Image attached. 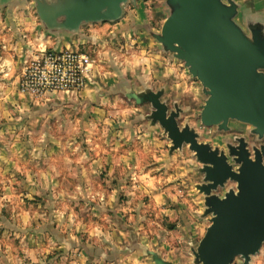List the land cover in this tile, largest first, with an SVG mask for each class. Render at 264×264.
<instances>
[{
  "label": "rangeland",
  "instance_id": "374dc122",
  "mask_svg": "<svg viewBox=\"0 0 264 264\" xmlns=\"http://www.w3.org/2000/svg\"><path fill=\"white\" fill-rule=\"evenodd\" d=\"M169 13L166 0H136L117 20L84 23L62 50L90 59L77 93L23 91L24 61L13 94L25 103L9 102L0 117V264H156L147 250L195 264L211 218L197 189L203 165L187 144L171 151L152 105L126 92L163 89L169 112L181 109L179 125L226 152L245 137L253 156L264 138L236 120L226 131L202 124V83L153 36ZM230 189L235 182L216 193ZM251 259L264 264V244Z\"/></svg>",
  "mask_w": 264,
  "mask_h": 264
},
{
  "label": "water",
  "instance_id": "95a60500",
  "mask_svg": "<svg viewBox=\"0 0 264 264\" xmlns=\"http://www.w3.org/2000/svg\"><path fill=\"white\" fill-rule=\"evenodd\" d=\"M136 0H35L40 20L50 32L77 33L84 23L114 21L123 5ZM170 13L161 33L153 34L164 51L184 61L192 76L203 85L208 98L201 111L207 127L228 130L231 120L253 127L264 138V25L247 23V32L235 18V0H166ZM164 90L127 91L137 104L149 103V118L171 140V151L184 144L203 165L204 183L197 189L204 195L205 215L210 226L193 249L195 264H232L241 257L249 264L264 244V144L240 150L228 145L227 152L199 142V134L188 124L181 127V109L168 110L161 100ZM241 140V139H240ZM230 159L238 164L234 165ZM228 181L236 183L224 196L216 192ZM156 264H175L158 252L146 251Z\"/></svg>",
  "mask_w": 264,
  "mask_h": 264
},
{
  "label": "crops",
  "instance_id": "0c3cea01",
  "mask_svg": "<svg viewBox=\"0 0 264 264\" xmlns=\"http://www.w3.org/2000/svg\"><path fill=\"white\" fill-rule=\"evenodd\" d=\"M239 25L258 22L264 25V0H235ZM244 27V26H242ZM40 20L35 0H0V117L8 116L9 102L22 103L15 92V82L24 68V61L46 48H73L70 32H50ZM75 45V44H74ZM19 75V77H18ZM85 91V90H84ZM84 93V92H83ZM85 94V93H84ZM6 114V115H5ZM122 156L120 159H123ZM8 163V158H6Z\"/></svg>",
  "mask_w": 264,
  "mask_h": 264
},
{
  "label": "built area",
  "instance_id": "2783aa9c",
  "mask_svg": "<svg viewBox=\"0 0 264 264\" xmlns=\"http://www.w3.org/2000/svg\"><path fill=\"white\" fill-rule=\"evenodd\" d=\"M26 64L21 79L23 91L47 94L66 90L77 93L90 80V59L78 52L44 49L26 60Z\"/></svg>",
  "mask_w": 264,
  "mask_h": 264
},
{
  "label": "flooded vegetation",
  "instance_id": "af4514ba",
  "mask_svg": "<svg viewBox=\"0 0 264 264\" xmlns=\"http://www.w3.org/2000/svg\"><path fill=\"white\" fill-rule=\"evenodd\" d=\"M247 143H248V141L245 139V137H241V138H239V140L237 141V143H233V145H231V144H229V145L233 149L240 150V147L241 146H245L247 148Z\"/></svg>",
  "mask_w": 264,
  "mask_h": 264
}]
</instances>
